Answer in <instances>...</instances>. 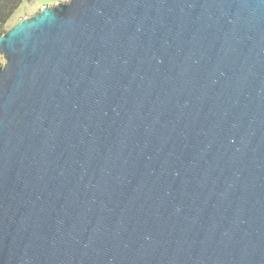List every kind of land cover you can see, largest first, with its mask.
I'll return each instance as SVG.
<instances>
[{
    "label": "water",
    "instance_id": "95a60500",
    "mask_svg": "<svg viewBox=\"0 0 264 264\" xmlns=\"http://www.w3.org/2000/svg\"><path fill=\"white\" fill-rule=\"evenodd\" d=\"M0 56V264H264V0H66Z\"/></svg>",
    "mask_w": 264,
    "mask_h": 264
},
{
    "label": "rangeland",
    "instance_id": "374dc122",
    "mask_svg": "<svg viewBox=\"0 0 264 264\" xmlns=\"http://www.w3.org/2000/svg\"><path fill=\"white\" fill-rule=\"evenodd\" d=\"M64 1L66 0H25L10 20L9 28H11L20 18H25L34 15L43 6H51ZM0 63H3V59L1 56Z\"/></svg>",
    "mask_w": 264,
    "mask_h": 264
},
{
    "label": "trees",
    "instance_id": "16d2710c",
    "mask_svg": "<svg viewBox=\"0 0 264 264\" xmlns=\"http://www.w3.org/2000/svg\"><path fill=\"white\" fill-rule=\"evenodd\" d=\"M25 0H0V35L9 29V22Z\"/></svg>",
    "mask_w": 264,
    "mask_h": 264
}]
</instances>
